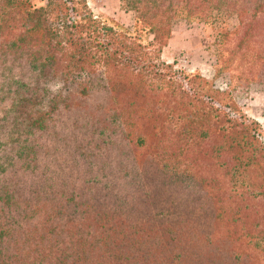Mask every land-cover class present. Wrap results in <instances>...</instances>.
<instances>
[{
    "label": "trees",
    "instance_id": "obj_1",
    "mask_svg": "<svg viewBox=\"0 0 264 264\" xmlns=\"http://www.w3.org/2000/svg\"><path fill=\"white\" fill-rule=\"evenodd\" d=\"M130 4L134 34L87 0H0V264H264L258 124L161 71L175 19L225 10L264 84V0Z\"/></svg>",
    "mask_w": 264,
    "mask_h": 264
},
{
    "label": "rangeland",
    "instance_id": "obj_2",
    "mask_svg": "<svg viewBox=\"0 0 264 264\" xmlns=\"http://www.w3.org/2000/svg\"><path fill=\"white\" fill-rule=\"evenodd\" d=\"M37 6L45 0H31ZM87 5L96 19L104 24L117 25L134 34V13L130 0H87ZM238 17L227 11L215 13L208 21L177 18L173 21L171 35L162 49L161 70L179 80L184 76H196L207 80L214 90L228 92L224 98L235 111L245 115L259 126L264 140V84L250 83L241 73L237 62H230L229 51L238 30ZM152 35L143 33V43L150 42ZM169 65L170 67H168ZM167 66V67H166ZM182 79L181 82L182 83ZM185 86V84H183ZM202 90H206L201 86ZM12 173L9 172L8 176ZM23 183L31 181L30 175L16 173Z\"/></svg>",
    "mask_w": 264,
    "mask_h": 264
}]
</instances>
